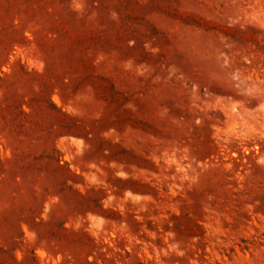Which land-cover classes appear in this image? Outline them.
Returning <instances> with one entry per match:
<instances>
[{
  "label": "rangeland",
  "instance_id": "1",
  "mask_svg": "<svg viewBox=\"0 0 264 264\" xmlns=\"http://www.w3.org/2000/svg\"><path fill=\"white\" fill-rule=\"evenodd\" d=\"M0 264H264V0H0Z\"/></svg>",
  "mask_w": 264,
  "mask_h": 264
}]
</instances>
